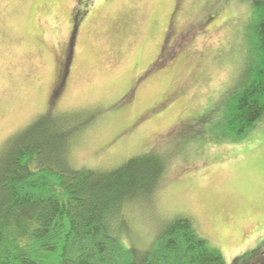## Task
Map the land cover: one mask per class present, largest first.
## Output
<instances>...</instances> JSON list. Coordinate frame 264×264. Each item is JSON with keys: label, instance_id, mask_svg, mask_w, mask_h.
I'll return each mask as SVG.
<instances>
[{"label": "rangeland", "instance_id": "obj_1", "mask_svg": "<svg viewBox=\"0 0 264 264\" xmlns=\"http://www.w3.org/2000/svg\"><path fill=\"white\" fill-rule=\"evenodd\" d=\"M85 9L52 108L84 125L72 165L169 154L152 201L128 208L139 237L186 217L226 264H264V116L238 139L222 127L252 55L248 0H0V148L47 110Z\"/></svg>", "mask_w": 264, "mask_h": 264}, {"label": "trees", "instance_id": "obj_2", "mask_svg": "<svg viewBox=\"0 0 264 264\" xmlns=\"http://www.w3.org/2000/svg\"><path fill=\"white\" fill-rule=\"evenodd\" d=\"M248 2L252 55L222 123L235 139L264 116V0ZM69 57L45 113L0 148V264H226L189 218L168 221L147 241L129 221L130 206L154 198L169 154L142 153L110 170L72 165L73 138L84 125L52 111Z\"/></svg>", "mask_w": 264, "mask_h": 264}, {"label": "flooded vegetation", "instance_id": "obj_3", "mask_svg": "<svg viewBox=\"0 0 264 264\" xmlns=\"http://www.w3.org/2000/svg\"><path fill=\"white\" fill-rule=\"evenodd\" d=\"M77 14H79L78 16L80 17V13L79 12H76V14H74V15H72V18H71V21H72V29H71V35H70V40H69V43L70 44H68V51H64L63 52V55H62V59L60 60V58L58 57V63H60V64H62L63 66H64V61H65V59H66V56L69 54L70 55V57H69V59L71 58V53H72V42H73V38H72V35H73V33H72V30H73V23H74V20H77L78 18H77ZM83 16V15H82ZM75 28H77V26L75 27ZM75 33H76V30H75ZM74 36H75V34H74ZM162 53H160L159 55H161ZM159 55L155 58V60L151 63L152 65H154V64H157V62H159V59H158V57H159ZM171 58V57H170ZM170 58L168 59V61L170 60ZM168 61H166L167 63H168ZM69 63H70V60H69V62H67V64L69 65ZM166 63V64H167ZM67 65V66H68ZM152 68H154V67H151V69ZM67 69H68V67H66V73H67ZM150 69V70H151ZM149 70V71H150ZM65 77V76H64ZM160 106H164V104L163 103H161V104H159ZM160 106H158V107H160ZM156 107V106H155ZM153 111H155V110H153ZM150 113H152V109H150L149 111H148V113L147 114H145L144 116L143 115H139L138 116V118L136 119L137 120V124H139V121H145V119L149 116V114Z\"/></svg>", "mask_w": 264, "mask_h": 264}]
</instances>
